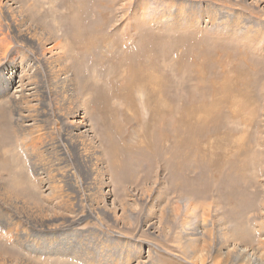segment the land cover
Wrapping results in <instances>:
<instances>
[{
  "label": "rangeland",
  "instance_id": "374dc122",
  "mask_svg": "<svg viewBox=\"0 0 264 264\" xmlns=\"http://www.w3.org/2000/svg\"><path fill=\"white\" fill-rule=\"evenodd\" d=\"M0 7L9 11L0 15L1 29L7 23L10 28L9 66L24 77L30 64L24 55L32 52L39 68L45 59L53 69H68L74 90L65 95L89 125L102 161L92 201L84 200L86 176L71 164L74 177L58 183L63 200L50 196L42 185L46 177L35 172L23 145L17 110L2 97L0 184L20 181L33 194L15 195L14 207L28 205L23 212L34 215L41 209L22 201L35 198L47 223L59 229L60 219H77L92 205L101 223H89L96 235L87 242L100 246L92 257L106 256L105 264H189L180 228L199 225L204 214L215 222L222 243L225 235L258 251L256 232L244 237L248 233L238 220H223L232 223L218 229L213 218L247 216L256 231L264 215V0H0ZM36 38L59 55L32 47ZM5 62L0 58V67ZM38 72L33 81L47 92L51 82ZM40 98L45 101L34 107L38 134L61 150L58 161L69 147L66 124L54 118V97ZM5 209L14 215V209ZM14 218L26 219L19 213ZM84 225L65 230L86 231ZM5 242L0 252L11 261L21 256L33 264H79L72 255L26 254ZM149 242L159 251L148 254ZM122 245L132 252L140 246V255L126 260L113 254Z\"/></svg>",
  "mask_w": 264,
  "mask_h": 264
},
{
  "label": "bare ground",
  "instance_id": "6f19581e",
  "mask_svg": "<svg viewBox=\"0 0 264 264\" xmlns=\"http://www.w3.org/2000/svg\"><path fill=\"white\" fill-rule=\"evenodd\" d=\"M7 14H9V11L5 10L4 8L2 9L0 7V15L6 16ZM1 24L2 23H0V26ZM7 28H8V23L6 24L4 29L3 27L2 29L0 27V58L6 60L5 65H2L0 67L1 68L0 99L6 96L8 98V101L10 100L14 108L17 110V115H18L17 120H20V127L22 133L21 137H23V139H25L26 137L25 139L26 141L25 143H23V145L29 154V159L33 166V169L37 174H41L43 178L46 177L45 181H42V185L48 188L47 190L50 196H56V198L58 199L59 197L61 198L60 184L58 183H60L62 179L64 181L69 177H74L73 175L74 169L69 167L70 164L73 165L75 169H77L81 174H84L86 176L85 177L86 181L83 182L86 185V189L88 190L86 193H84V197H86L84 199L85 202L92 201L90 199V196L91 194L97 193L96 184L98 185L99 183L101 184V182L96 183V179H97L96 177L100 175L99 170L102 161L100 159L101 156L98 154L97 147L94 146L92 143L94 140L93 136L91 135V132L88 129H86L87 127H89V125L85 126L84 124H82L81 120L83 118L80 117L81 113L79 112L78 109L75 108L76 106L74 108L70 107V102H68V99L65 95L66 92L70 93L71 91L74 90L72 89L74 82L72 79V75L71 76L69 75L70 73L68 72V69H64V68L53 69L54 65L51 67L50 65H48L49 63L46 62L45 59L41 61L42 64L41 67L39 68V66L35 64L36 61H38V58L35 54L34 56L32 52L31 54H29V56L23 54L24 57L30 61V64L28 65L29 68L28 73L27 74L25 73V75H28L29 71L31 73L29 74V76L26 77L25 75L24 77H22L23 76L22 74L18 75L17 72L15 71L16 68L14 66L10 67L9 66L10 64H8L10 63L9 61H14V60L8 51L9 49L11 50L10 47L11 45L10 42H8L9 40L7 39L8 37ZM31 33L32 32H30V34ZM33 34L32 36H34ZM28 38L31 39L30 36ZM36 39L33 42L31 41L32 43L31 46L32 45L36 46L37 50L43 51L49 57H52L49 54H52L53 52H55L56 55L59 53L56 47L55 50L54 49L49 50L52 47L45 46L42 42L44 39H41V42L39 38H38L39 40ZM53 61L51 62V64L55 62ZM13 64L14 63L12 62V65ZM7 67H9L8 70L5 69ZM5 70L6 72L4 73ZM42 70L45 72V76L51 82L50 85L48 84L49 86L46 85L47 92L43 91V89L45 88L44 86L40 87L38 83L33 81L35 80V76L37 77L39 75L38 71H42ZM33 72H35V75L30 76L32 75ZM17 78L19 79L17 80ZM40 95H42L44 99L54 97V102H53V107H54L53 113L55 112L54 118L59 120V122L66 124V132L68 133L66 135L68 136V138L65 137V139H69L70 142L67 141L69 143V147L68 148L64 147L63 150L64 157L59 158L58 161L57 159L55 160V157L57 156L56 153H59L61 150L56 151L55 147L50 145V142L46 141V136L44 138H41L38 134L39 126L37 120L38 117L36 116V113H34L36 111L35 106H37L38 104L42 105L40 103L45 101V100H41V98L39 99ZM71 106L73 105L71 104ZM19 112L25 113V115H21L19 114ZM29 112H31V114ZM79 119L83 126L82 125L77 126L78 123L76 121L77 120L79 121ZM41 148H44L45 150L44 149L41 150ZM46 152H48L49 155L48 154L45 155ZM45 162L48 164H46ZM68 163L69 165H67ZM61 164L63 165L62 167ZM22 185L23 183H20V181L14 184H9V183L0 184V200H3L4 204H6L5 206L0 207V228L3 229V234L2 235L0 234V246L1 244H3V239H5L7 242L12 243L15 247H18L19 249L23 250L24 253L26 254L29 253L42 257H44V255L47 256L54 255V257L57 258H61L63 257V255H66L67 257L70 256L71 258L72 255L79 264H96L97 262H102L100 264H105V262L109 260V259L106 260V256L104 261L94 259L92 257V254L95 253L97 250H99L100 246L97 248L95 246H91V244L87 242L88 239L91 238V236L94 237L96 235V232L93 231V229L89 226L90 225L89 223H91V221H95L97 224L101 223V219L99 218L98 211L96 212L95 210H93L92 205L87 207L85 211L80 212V216H78L77 219L75 218L68 219L67 217H64L62 220L60 219V223L58 220H56L55 223H59V229H58L57 227L51 226L52 224L47 223L48 220L45 218L46 214L44 212V207L41 205L39 201L38 202L35 201V198H31L33 203L22 201L23 203L30 204L31 206H38L41 209L35 211L34 215L31 213V211L28 214L27 212H23L26 208L30 210L28 205L23 206L20 209H17V207L13 206L12 204L13 201L10 199H12L15 195L17 194L22 195L24 194V192H27L29 196H33V194L31 195V193L27 189L26 185L24 186V191H23L22 188H20ZM45 196L44 199H47ZM7 206L14 209L15 211L14 215H12L10 212H8L5 209V207ZM17 213H19L20 215L26 218L24 219V222L23 220L20 222L14 218V216H17ZM106 215L109 217V213ZM205 216L209 217V214L208 215L204 214V216L202 217L203 218L202 221L199 222V225L197 224L196 226L190 228L186 226L188 224H185L182 225L181 228L179 227L180 236L184 238V242H183V244L185 245L184 250H186V252L184 253L186 255L184 262H188L189 264H264V215H262L259 218L262 220V222L259 229H257L256 231L254 227H251L250 224H247L246 222L247 216L243 218L233 217V219H231L227 217V216L231 217V215H226L223 219L220 218L218 219L217 217L213 218V220L215 219V221L219 222L217 223L219 225L218 229L222 227H223L222 229H226V227L224 226L232 223V222L223 223V220H227V221L238 220L237 226L239 225V227L241 228L242 226H244V228H246L245 229L246 232L248 233L247 235L244 234V237L249 236L250 232L252 233L256 232V236H254V238L252 239V241L254 240L256 241V243L258 242L259 244L258 245L259 249L256 252H251L250 249L246 248L243 244L245 242L243 241V239L240 241L242 245L236 243L233 244L230 242V240H227L224 237L225 236L224 235L223 239H225L226 241L224 240L225 242L222 243L221 240L222 237L219 235H215V231L216 232L218 231L215 229V225H216V224L214 225L215 222L211 221L210 219L204 218ZM255 218L253 220H255ZM83 223L85 224L84 226H87V228L85 229L86 231H82V232H88L87 236L84 237L83 236L84 234L83 235L81 234L82 233L81 230L80 231L76 230L77 232L76 231L72 232V230L71 231L69 230L70 231L69 233L71 232L72 233L67 234L68 229L65 230V227L77 226ZM255 224L258 225L256 222ZM61 226H63L64 230L61 229ZM24 227H26V231L24 230ZM61 230H63V232H61ZM217 234H219V232ZM224 234H229V231L225 232ZM61 235H63L65 238H61ZM232 236L235 238H240L238 237V231ZM117 237L121 238L122 236L117 235ZM61 242L63 243L62 244L63 246H61ZM142 245H145V243L143 242ZM118 248L119 247H115L116 251L112 253L113 254L119 253L118 255H120V258L123 257L126 260L129 259L131 253H136L132 256V259H135L137 255L138 256L140 255L139 253V250L141 248L140 246L133 252L129 249V247H127V249H124L123 245L119 249ZM117 249L119 251H117ZM146 249L148 250L147 251L148 254L150 252L159 251V247L150 242L146 243ZM96 254L104 257L102 252L98 251V253ZM5 256H6L5 254L0 252V264H33L32 261L27 257L19 256L18 259L11 261L9 260V258L7 259Z\"/></svg>",
  "mask_w": 264,
  "mask_h": 264
}]
</instances>
